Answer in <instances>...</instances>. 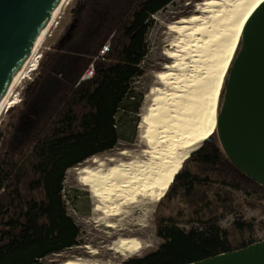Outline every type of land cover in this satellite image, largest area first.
I'll use <instances>...</instances> for the list:
<instances>
[{
    "label": "trees",
    "instance_id": "trees-1",
    "mask_svg": "<svg viewBox=\"0 0 264 264\" xmlns=\"http://www.w3.org/2000/svg\"><path fill=\"white\" fill-rule=\"evenodd\" d=\"M174 1H76L71 21L43 54L21 105L8 108L15 113L0 131V264H39L79 243L81 227L65 199L67 171L113 149L123 138L125 114L139 113L142 94L132 83L144 71L152 18ZM240 47L241 40L235 56ZM241 197L264 211V186L228 158L215 130L159 200L155 226L163 242L123 264H188L257 242Z\"/></svg>",
    "mask_w": 264,
    "mask_h": 264
},
{
    "label": "bare ground",
    "instance_id": "bare-ground-1",
    "mask_svg": "<svg viewBox=\"0 0 264 264\" xmlns=\"http://www.w3.org/2000/svg\"><path fill=\"white\" fill-rule=\"evenodd\" d=\"M68 1L61 0L14 76L0 102V113L23 73L37 68L38 62H32L35 53ZM262 1L204 0L196 13L170 25V30L179 35L171 44L174 49L168 52L173 61L157 74L158 85L147 96L136 143L114 155L95 156L92 165L79 168V181L95 199L93 211L107 227H117L112 219L121 214L128 218V227L150 216L186 158L217 130L215 114L225 75L235 58L244 24ZM8 102L13 106L16 100ZM115 244V250L123 255L140 248L139 239L130 235L119 237ZM87 261L71 258L63 264H98Z\"/></svg>",
    "mask_w": 264,
    "mask_h": 264
},
{
    "label": "water",
    "instance_id": "water-1",
    "mask_svg": "<svg viewBox=\"0 0 264 264\" xmlns=\"http://www.w3.org/2000/svg\"><path fill=\"white\" fill-rule=\"evenodd\" d=\"M60 2L0 0V102ZM215 120L228 158L264 186V0L244 24ZM188 264H264V240Z\"/></svg>",
    "mask_w": 264,
    "mask_h": 264
},
{
    "label": "rangeland",
    "instance_id": "rangeland-1",
    "mask_svg": "<svg viewBox=\"0 0 264 264\" xmlns=\"http://www.w3.org/2000/svg\"><path fill=\"white\" fill-rule=\"evenodd\" d=\"M76 1L77 0H69L66 3L57 19L58 21L55 22L43 43L37 49L32 62H40L43 54L49 50L63 34L65 28L71 21ZM202 1L204 0H175L166 8L153 15V24L148 33L149 51L143 62L144 71L143 74L135 78L132 83L134 90L137 93L142 94L139 113L134 114L129 111V113L125 114L123 121L125 124L123 129V138L113 149L89 157L78 165L68 169L64 183L65 199L70 215L81 227V237L77 245L62 252L48 255L42 259L39 264H63L65 260L71 258H82L84 261L88 260L87 262L89 263L93 261L98 264H123V262L129 257L143 256L157 249L163 242V239L157 235L155 226V212L159 201L153 205L152 210L150 211V216H143V218L138 219L135 227H128L125 225L128 218L126 220L125 215L123 214L112 219V221L118 225L119 228H117L118 226L113 228L107 227L102 220H100L101 216L93 211L95 207V199L89 188L79 181L78 173L80 171L79 168L89 166L90 164L92 165V159L95 156L103 158L114 155L123 148H131L136 143L139 137V124L142 120L141 117L145 109L144 107L147 105L146 103H148L147 96L149 95L151 89L158 85L157 74L160 71L165 70L166 66L171 64L173 61L172 58L168 57V52L174 49L171 44L179 37V35L173 30H170V25L183 17H188L191 14L196 13V8ZM37 55H40V59H38ZM27 71H30V69H27L23 73L0 113V131L6 128L11 115L15 113V110L10 111L8 109L9 106H11L8 101L16 100V103L14 104V107L16 108L21 105L23 90L38 74V66L31 74ZM127 105L128 107L133 106L131 102H127ZM136 117L139 118V121L136 133L133 134V120ZM243 200L244 199L242 197L239 199L243 210V216L245 219L253 220L255 223L253 236L257 242L262 241L264 240V211L249 207L245 202H243ZM235 217V214L226 217L222 221V226H229ZM110 234L114 235L110 237ZM128 235L139 239L140 248L128 255H123L115 250V243L119 237ZM90 249L97 251V253H92Z\"/></svg>",
    "mask_w": 264,
    "mask_h": 264
},
{
    "label": "built area",
    "instance_id": "built-area-1",
    "mask_svg": "<svg viewBox=\"0 0 264 264\" xmlns=\"http://www.w3.org/2000/svg\"><path fill=\"white\" fill-rule=\"evenodd\" d=\"M39 59H40V58H39ZM38 64H39V61H38ZM36 69H37V68H36ZM36 69H35V70H36ZM35 70H33L32 72H34ZM32 72H30V74H31ZM30 74H29V76H30ZM92 74H93V69H90L89 72H88V75H87V76H88V77H89V76H92ZM29 76H28V77H29Z\"/></svg>",
    "mask_w": 264,
    "mask_h": 264
}]
</instances>
